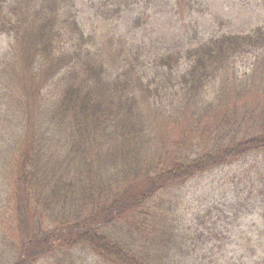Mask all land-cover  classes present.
Instances as JSON below:
<instances>
[{
	"label": "trees",
	"instance_id": "obj_1",
	"mask_svg": "<svg viewBox=\"0 0 264 264\" xmlns=\"http://www.w3.org/2000/svg\"><path fill=\"white\" fill-rule=\"evenodd\" d=\"M152 1L0 0L11 264H187L203 235L179 215L182 186L264 156V26L147 60L134 42ZM245 173L264 204V169ZM249 202L232 201L234 225Z\"/></svg>",
	"mask_w": 264,
	"mask_h": 264
},
{
	"label": "rangeland",
	"instance_id": "obj_2",
	"mask_svg": "<svg viewBox=\"0 0 264 264\" xmlns=\"http://www.w3.org/2000/svg\"><path fill=\"white\" fill-rule=\"evenodd\" d=\"M191 1L193 8L188 4L186 6L183 0L152 1L146 26L137 32L134 42L136 44L138 41L144 47V58L150 60L158 55L185 53L222 34H247L255 27L264 26L262 0ZM179 2L182 3V9L177 7ZM87 11L86 3L78 7V19L84 27L88 26L85 16ZM90 15L92 13L89 11ZM126 23L123 25L121 22V26L125 27ZM124 31L127 29L120 32L125 34ZM11 43V39L0 37V54L8 52ZM251 63L252 58L239 61L235 72L243 77L250 70ZM13 138L0 123V158ZM256 162H259L258 165L251 167ZM250 168H254V172L264 169V156H250L200 175L182 186L181 194L185 200L179 215L187 225L195 226L203 235L201 247L197 251L191 249L192 258L187 264H264V219L261 216L264 204L260 197L255 199L258 202L253 199L255 193L249 179L257 185L260 181L255 173L246 178L245 172ZM6 178V175H0V264L13 262L17 252L16 242L22 236ZM239 180L243 181L240 187ZM225 193L229 196L222 198ZM237 197H250L251 202L246 216L234 225L232 201ZM208 209H211L209 216L206 213ZM213 223L218 225L215 231ZM23 232L32 234L28 228Z\"/></svg>",
	"mask_w": 264,
	"mask_h": 264
}]
</instances>
